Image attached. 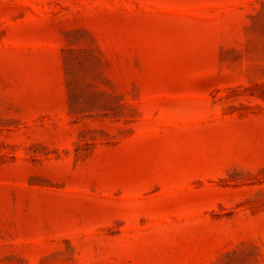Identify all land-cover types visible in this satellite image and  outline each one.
<instances>
[{"label": "rangeland", "instance_id": "1", "mask_svg": "<svg viewBox=\"0 0 264 264\" xmlns=\"http://www.w3.org/2000/svg\"><path fill=\"white\" fill-rule=\"evenodd\" d=\"M0 264H264V0H0Z\"/></svg>", "mask_w": 264, "mask_h": 264}]
</instances>
